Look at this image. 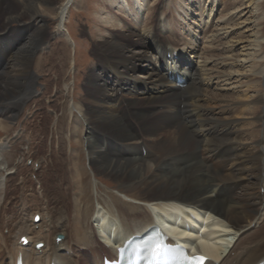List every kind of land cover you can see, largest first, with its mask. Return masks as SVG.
<instances>
[{
    "label": "bare ground",
    "instance_id": "obj_1",
    "mask_svg": "<svg viewBox=\"0 0 264 264\" xmlns=\"http://www.w3.org/2000/svg\"><path fill=\"white\" fill-rule=\"evenodd\" d=\"M146 1H102L97 20L105 30L95 38L92 54L96 64L89 71L82 105L73 99V82L62 87L67 116L76 114V124L83 126L80 131L93 179L98 175L113 180L116 192L134 204L118 195H107L110 203L100 204L91 214L84 205L89 195L80 185L70 191L74 182L69 180L65 195L70 199L66 201L57 189L62 203L54 215H49L46 189L55 190V182L47 184L39 178L41 172L34 165L45 169L42 156L32 158L30 169L24 167L40 143L23 130L27 117L16 127L14 123L23 111L33 114L43 99H35L44 94L37 89L36 72L51 39H61L65 44L63 52L69 55V74L73 75L74 42L65 27V17L74 0L60 4L57 0H0V130L5 133L0 139V264H15L18 257L23 264H102V254L115 255L128 237L141 235L155 223L176 239L198 238L201 233L208 241V247L201 249L209 257L206 264H264V46L259 41L264 31V0H226L219 14L218 0L209 4L208 0H150L151 7L142 11ZM122 4L129 19L122 17L125 25L120 26ZM192 6L194 13L189 11ZM173 10L181 11L184 22L189 14L194 15L187 24V36L176 32L175 19H167L168 11ZM248 14L253 22H260H256L254 38L245 47L254 48L252 54L260 63L252 62L251 75L238 82L245 88L242 96L251 91L254 97L245 106L248 112L242 109L245 115H253L247 134L232 119L242 112H236L232 97L225 98L220 110L214 112L210 104L218 101L204 96L211 81V77L205 78L207 63L230 54V46L219 55L208 52L211 54L200 57L201 66L185 60L182 54L187 49L193 52L195 35L207 27L205 19L217 21L230 15L217 25L220 29L216 33L222 31L226 38L237 26L235 17L240 15L242 20ZM247 21L245 18L243 24ZM50 22L54 30L47 32ZM13 23L17 25L14 28ZM164 32L172 39L163 38ZM181 40L183 46L176 43ZM241 41L244 37L238 39ZM228 64L238 63L222 60L218 66ZM218 66L212 67L215 72ZM225 74L229 80L231 74ZM183 83L185 88H181ZM56 117L50 120L54 134L63 126ZM75 131L72 126L66 135L70 147L78 136ZM70 147L65 148L66 157L72 156ZM52 149L48 147V152ZM76 169L71 171L75 181L79 178ZM35 170L37 176L33 178ZM22 174L30 175L38 186L41 208L34 212L26 206L31 195L28 191L33 188ZM12 178L20 184L15 217L7 211L14 192V185H9ZM57 187L63 188L58 180ZM57 235L62 237L59 242Z\"/></svg>",
    "mask_w": 264,
    "mask_h": 264
},
{
    "label": "rangeland",
    "instance_id": "obj_2",
    "mask_svg": "<svg viewBox=\"0 0 264 264\" xmlns=\"http://www.w3.org/2000/svg\"><path fill=\"white\" fill-rule=\"evenodd\" d=\"M62 1L63 0H57V2H59V4ZM102 1L103 0H74V3H72V5L70 6V10H68V12H66V17H65V27L67 28V31H68L69 35L71 36V38L74 42V54H73L74 72H73V75H72V73L69 74V67H70V63L68 61L69 55L68 54L65 55L63 52V50H65L64 48H66L65 44L63 43V41L61 39H51L52 43L51 42L49 43L50 47L48 46L46 53H44L46 55L44 56V58H41L44 61L42 63V66L39 68L40 71L36 72L37 76H38L37 82L39 83L37 86V89H40L44 93L43 94L44 96L42 94H38V96H36L35 99H38L37 97H39V96L40 97L42 96L43 99H40V105L38 104L39 107H38V109L35 110V112L33 114L29 115V114H27V111H23V113L22 112L19 113V115H18L19 119L17 118V120L15 121L16 124L14 123V127H16L15 125H18L17 122L23 121V119L24 118L26 119V117H27L28 123L24 124L25 129L23 128V130H25V132L27 131V133H29L31 139H36V141H38L40 143L38 150H36L33 154H31L32 155L31 159L26 161V163L24 164V167L27 169H30L33 165L32 158H35V157L37 158V157L42 156V157H44V160H43L44 163H42V165L44 164L43 167H45V169H42L43 171H41V169L36 164L34 165V168L38 169V171L40 170L41 173L39 175V178L41 180H43L44 183L48 184L51 181L55 182V190H53L54 187L51 189L50 188L46 189V192H47L46 198L47 199L46 198L45 199L48 202L47 203L48 204L47 209L49 210V212H48L49 215L50 214L54 215L57 212V207L60 206L62 203L60 198L56 195L57 189L60 191V193L65 195V191L67 190L66 187L68 185H71V184H68L69 180L74 182V184H72L73 188L70 191L75 189L77 185H80V186H83L81 191H85V193L89 195L90 198L85 197V198H87V200H84V199L83 200H84L85 207L88 206L90 208L91 214L96 209H98L100 207V204H103L104 202L110 203V198L107 195H118L122 199L126 200L127 202L132 201V200H128V199L124 198L123 196H121L120 194H118L116 192L117 186L111 182L113 180H110L109 178L105 179L106 177L98 176V175L96 176L97 180L93 179V174H92V171L90 170L91 167L89 165V159L87 157L86 146H85L84 140H83V132H82L83 130L80 131V129H83V126L80 122H79L80 128L76 124V123H78V122H76V119H78V118H76L77 117L76 114L69 116V117L67 116V107H66V101L67 100H65L66 97L63 96V88L62 87L65 83H68V82H73L72 93L74 96L73 99L76 103L81 104L82 99L86 94L85 93L86 87H87L86 81L88 78V74H89V71L92 68V66H94V64H96V62H94V58H93V54H92L93 50H94V42L96 41L95 38L97 39L98 38L97 34H103V32L105 30V26L100 24V22L97 20V16L100 15V6H101ZM165 1H168V0H160V2H162V3H164ZM210 1L211 0H208L206 3L209 4ZM223 2H226V0H218V2H217L218 3L217 4V14H219L220 8L222 7ZM259 2H263V0H259ZM151 4H152V2H150V0H147L145 2L144 7H142L141 10L145 11L146 9H149L151 7ZM191 4H195V3L192 2ZM160 6H161V3L159 4L158 8ZM193 8L194 7L192 6V9L189 10L192 13H194ZM135 9L138 13L139 8L136 7ZM170 9H172V7H170ZM120 10L122 11L123 16H119L118 19H119V25L122 26V23L125 25L124 21L122 22V20H123L122 17L129 19V14L127 11V7L124 4H122V9H120ZM168 12H169L170 16H167V19H170V17H171V18L175 19L177 22L176 28H175L176 32L179 34L185 33V36H187V33H186L187 24L192 23L191 21H189V19L193 18L194 15H190L188 12L189 17H188V19H185L186 22H184V21H181V18H180L181 11L173 10V11H168ZM255 15H257V14L256 13L253 14V16H255ZM226 16H227V18H226ZM226 16L223 19L224 21L228 20V17L230 15H226ZM239 16L240 15H238L236 17L234 16L235 17L234 20L235 21L238 20L237 22H235V24H237V26H234L233 29H231L232 32L230 34H228V36L225 35L226 38L223 35H221L223 33L222 31L216 33L217 30L220 29V26L218 27L217 25L222 24V21H223L222 19L217 20V21L213 20V19H212L213 20L212 21L211 18L205 19V23H206L207 27L205 28V30L201 31V33L197 32V34L195 35V40H194V44H193L194 47H192L193 52L191 53L190 50L187 49V51L184 54H182L183 58L185 60L189 59L191 63L194 64L196 62V64L198 66H201L202 63H200V62H202V60H203L202 58H204V56L206 57V55H210L211 53L219 55L220 52H223L225 50V48H228L230 46L229 47V48H231L230 54H228L227 56L226 55H220L218 57L216 56L214 58H211V60H209V62L207 63L208 67L205 71V73H206L205 78L207 76L211 77L210 78L211 81L209 82V84H206V86H205L206 89H204V91L206 94L204 93V96L207 98H213V99L218 101L216 103L210 104L211 107L213 105L211 110H213L214 112H217L218 110H220L219 107H221L223 105L221 102L225 98L232 97L231 99L234 100L233 104L235 106V109L237 108L236 112L237 111L241 112L243 108L245 109L249 105V103L253 100L252 98H254V97H252L253 94L251 93V91L248 93L249 96L252 95L251 97H249V96L246 97L248 94L242 96L243 95L242 91L245 88H244L243 84L240 85V84H238V82L239 83L243 82L245 80V77H247V75H251L250 70H253L251 68L252 62L255 61V62H258V64L260 63L259 60L255 59V55L252 54L254 48L252 46L251 47L250 46L245 47L249 42H252V40L254 38V33H255V30H254L255 24H256V22H260V21L254 20V22H253L252 21L253 18H251V16L249 17V14L246 16L243 15L244 17L242 20L238 19V18H240ZM203 18H201V24H202ZM245 18L249 19L250 21L249 22L247 21L246 23L243 24ZM199 20L197 19L196 22L199 23ZM262 20H264V14H263ZM203 22H204V20H203ZM211 22H213V23H211ZM0 23H1V16H0ZM179 23L182 24V26H180ZM119 25H118V28H119ZM16 26L17 25L14 23L11 25L12 28H14ZM108 28H111V27H108ZM53 30H54V23L50 22L47 26V32H51ZM110 30L112 33H117L116 29H114V28H111ZM118 30H120V29H118ZM64 31L65 30H63V33H64ZM16 34H17V31H14L13 35H16ZM162 35H163L162 36L163 38L164 37L165 38L166 37L171 38V36H169L171 34H168L167 32H164ZM172 37H173V35H172ZM241 37H244V41L238 42V39ZM173 38L175 39L176 37H173ZM205 40H207V41L205 42ZM175 41L176 40L172 41V43ZM259 41H260V44L264 46V31H263V36L259 39ZM170 43H171V41H170ZM176 43H178L179 46H183V45H181V44H183L182 40L177 41ZM208 45H210L211 49H209ZM205 46L208 47L207 48L208 50L206 49ZM178 48L181 49L182 47H178ZM208 52H211V53H208ZM200 54H201V56H200ZM230 56H231V60H229V58H228ZM64 57H66V58H64ZM200 57H202V58H200ZM226 57H227V59H225ZM253 59H255V60H253ZM222 60H225V63H228V62L230 63L232 61L234 62V60H236V63H238V64H236V65L228 64L225 66L224 65L218 66L219 63L222 62ZM33 63H35V61ZM221 64H223V63H221ZM136 65H137V67H140V68L142 67V64H139V62H136ZM240 65H242V66H240ZM213 66H215V67L218 66V69L216 70V72H215L216 68H212ZM96 67H97V65H96ZM32 68H34V64L32 65ZM150 69H152L151 66H150ZM256 69H258V65L255 67V71H256ZM219 72L222 74V77L218 76ZM225 73H227V74L230 73L231 77H233V79H230L231 78L230 77L229 80H227L228 77H225V75H226ZM253 73H254V71H253ZM236 77H237V79L240 78V80L234 79ZM73 79H74V81H73ZM216 92L218 94H217V97L215 98ZM207 94L210 96H208ZM233 97L236 98L237 100L234 99ZM247 98H250V99L248 100ZM29 104L32 105L30 102H29ZM214 105H217V106L214 107ZM244 109H243V111H247L246 109L245 110ZM238 113L239 112H237L236 117H234L235 119L233 117H232V119L237 120L239 125H241L240 127L242 128V130L243 131L245 130L244 133L248 134L251 131L249 129L248 123L249 122L251 123V121L253 119V115L252 114L248 115V113L245 115L244 112H243V115L241 113H239V114ZM56 115H57V117H56L57 122H59L60 124L63 123V126L61 127V129L58 126L57 129L55 130V134H54L53 130L51 129L52 125H50V123H51L50 120ZM60 118L64 119L63 122H61ZM247 120H249V121L246 122ZM77 121H79V120H77ZM72 126H73V132L76 129L75 134L78 136H76L75 142H72L71 147H70L68 140L66 139V135L69 134L70 130H72ZM81 126H82V128H81ZM19 129H21V127ZM263 133H264V124H263ZM4 135H5V133H3L0 130V139L2 137H4ZM88 135H90V134H88ZM15 137L16 136H13L12 139H14ZM57 138H59V139L63 138V139L61 141H58ZM48 147H50V149L54 148V149H52V153L48 152ZM69 147L71 148L70 151H72V156L66 157L65 148L67 149ZM70 159H73V160L71 161ZM70 164L72 166H70ZM74 169H76L78 171V177L79 178L76 181L72 180L73 177L71 178V176L74 175L73 173H71V171L74 172ZM34 172L35 173H34L33 178L37 176L36 170ZM22 176L25 177V180L28 181V184L31 185V188H33L32 189L33 191H31V192L28 191V193L31 195H29V197H28V201H27L26 206H27V209L29 207V209H28L29 212H34L37 209L41 208L40 203H39L40 199L36 193L37 191H39L38 186H36L33 178H31L30 175L27 177V174H22ZM57 176H58V178L59 177L60 178L57 179ZM61 179H62V181H60ZM57 180H58V184H61V186L63 187L61 190L57 187ZM17 181H18L17 178H12L11 181L9 182V185H12V184L14 185V186H12V189H14L13 190L14 192H13V195H11V199H10L11 203H9L7 211L10 214H13L14 217L17 215V212H18V210H17V206L19 204L18 196L20 195V193L18 191L20 184H19V182L17 183ZM62 182H64V183H62ZM79 183H81V184H79ZM16 185H18V186H16ZM32 192L33 193L35 192V193L33 194ZM17 193H19V194H17ZM34 195H35V197H33ZM55 197H56V199H55ZM57 198H58V200H57ZM69 199L70 198L65 195V200L68 201ZM55 200H56V202H55ZM132 204H134L133 201H132Z\"/></svg>",
    "mask_w": 264,
    "mask_h": 264
},
{
    "label": "snow or ice",
    "instance_id": "obj_3",
    "mask_svg": "<svg viewBox=\"0 0 264 264\" xmlns=\"http://www.w3.org/2000/svg\"><path fill=\"white\" fill-rule=\"evenodd\" d=\"M165 252H166V248L163 244H157L153 249V255L157 258L161 257ZM200 260L203 261V258L201 257Z\"/></svg>",
    "mask_w": 264,
    "mask_h": 264
},
{
    "label": "water",
    "instance_id": "obj_4",
    "mask_svg": "<svg viewBox=\"0 0 264 264\" xmlns=\"http://www.w3.org/2000/svg\"><path fill=\"white\" fill-rule=\"evenodd\" d=\"M35 220H37V218H35ZM61 239V237H57V240H60Z\"/></svg>",
    "mask_w": 264,
    "mask_h": 264
}]
</instances>
